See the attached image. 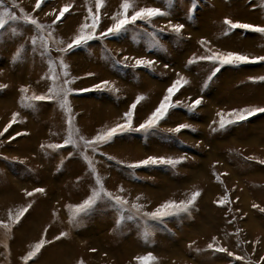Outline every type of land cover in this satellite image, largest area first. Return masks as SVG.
Listing matches in <instances>:
<instances>
[{"label":"rangeland","instance_id":"1","mask_svg":"<svg viewBox=\"0 0 264 264\" xmlns=\"http://www.w3.org/2000/svg\"><path fill=\"white\" fill-rule=\"evenodd\" d=\"M111 1L104 0L98 32L114 23L110 16L120 10L123 2L113 0L114 5L107 11ZM35 3L36 0H17L20 8L44 26L42 33L22 20L9 21L0 29V85H7L0 89V131L14 113H19L16 122L0 137V221L9 222L10 212L15 215L31 205L19 223L11 225L10 232L0 228V264H23L21 257L42 236L52 242L29 264H137L134 258L148 253L156 257L152 264H264L260 261L264 256V212L260 210L264 208V164L259 163L264 161V113L223 131L213 132L210 127H217L212 122L219 119V111L264 108V80L260 79L264 77V62L225 65L207 86L208 76L217 65L208 61L188 64L189 59L209 54L199 43L202 39L209 41L208 47L215 52H236L250 58L264 56V34L236 29L225 35L223 24L228 18L264 27V0H197L198 8H192L190 0H172L171 7L164 0H130L134 7L129 9V15L140 7H161L171 15L156 18L151 27L137 21L118 37L95 39L64 54L72 79L69 87L90 89L68 96L73 116L71 130L76 139L83 136L90 140L123 123V114L137 96H143L134 112L133 125L138 126L159 105L166 89L178 79L177 73L188 80L173 97L183 103L169 111L156 134L118 135L95 153L83 144L79 148H42L41 145L63 143L69 133L68 114L56 101L37 102L35 109L22 108L21 97L25 93L20 89L27 87L29 96L47 92L49 59L56 62L60 71L62 54L56 49L65 47L78 34L89 8L95 12L96 0H44L41 8L33 11ZM69 4L72 7L62 21L52 25L60 8ZM5 6L20 15L19 8H12L10 0H5ZM48 12L53 14L47 15ZM169 20L185 25L181 36L167 30ZM160 28L165 31H157L156 37L163 48H153L144 31ZM199 31L200 34L193 33ZM48 32H52L51 37ZM42 35L49 43L45 56L40 54ZM33 36L37 37L35 51L31 44ZM247 39L251 42L246 43ZM125 56L130 59L124 61ZM132 58L156 63L151 69L121 66L133 64ZM79 61L84 63L80 65L82 72L76 71L75 63ZM102 81H109L119 91L96 89L95 85ZM189 98H202L201 105L192 113L186 107L191 103ZM180 124H189L191 128L180 133L168 132ZM12 136L16 139L11 140ZM84 156L92 160L95 175ZM149 156L185 159L175 168L149 166L132 170L124 166ZM213 173L227 175L221 176L220 182ZM96 176L102 179L107 191L124 196L130 204H143L148 212L169 200H187L194 191L201 195L189 213L166 217L163 222L140 217L124 219L119 225L120 213L98 201L74 226L69 222L68 206L80 204L92 195L97 187ZM121 187L125 189L122 193L118 191ZM36 188L44 192L26 195ZM225 194L229 203H214ZM137 196L141 197L139 201ZM254 204L258 207L254 208ZM145 231L151 233L147 240L143 238ZM62 232L67 235L55 239ZM18 235L23 240L16 244ZM210 243L213 249L224 247L244 259L236 260L227 252L209 249ZM56 251L61 256L57 259Z\"/></svg>","mask_w":264,"mask_h":264},{"label":"snow or ice","instance_id":"2","mask_svg":"<svg viewBox=\"0 0 264 264\" xmlns=\"http://www.w3.org/2000/svg\"><path fill=\"white\" fill-rule=\"evenodd\" d=\"M44 0H36L35 7L33 8V11H36L41 8L42 3ZM191 7L192 8H198L197 0H190ZM11 7L12 8H19L20 15H17L15 12L11 11L7 6H5V0H0V29H4L5 26L9 23V21H23L26 24H30L35 26L40 32L42 33L44 31V26L40 25L38 21L32 17L30 14L26 13L23 8H20L17 4V0H10ZM164 3L167 4L168 7H171L172 0H164ZM104 4V0H96L95 4V12L89 8L88 15L85 16L84 22L80 25L79 32L77 35H75L70 43H67V45L63 48H57L56 51L60 52L61 58L59 61V68L60 71H57V65L56 62L52 59H49L48 61V68L49 73L46 77L47 80L50 81V85L48 87V90L45 94H32V95H26L28 92L27 87H22L20 91L22 93H25L21 97V107L24 109H35L37 102H45V103H51L53 101H56L59 103L60 107L65 110V112L68 114V125H69V133L63 140V143H57V144H48V145H41L42 148H49V149H60L63 147H67L69 145H72L75 148H79L81 144H83L87 149H90L93 153L97 152L99 147L105 144L111 143L115 137L118 135H123L125 133L130 132H137V133H143L145 135H153L158 132L159 125L161 121H164L169 111L181 103H183L180 100H173V97L176 96V94L180 91V89L188 83V80L185 79L183 76H181L179 73H177L178 79L174 80L172 84L166 89V93L161 99L159 105L154 109V111L151 112V114L138 126L133 125V118H134V112L137 107V105L144 99L143 96H137L136 100L129 106L128 110L123 114L122 120L123 123H117L115 126L108 128L106 131H101L97 133L92 139H85L83 136H79L78 139L75 138L72 129V110L68 102V96L69 94L73 92H85L89 91L90 89H80V90H73L69 87V85L72 83V79L70 78V72L68 71V65L63 60V55L71 52L74 48L81 47L83 45H87L89 41L100 39V38H115L121 35L122 33L126 32L128 30L129 25H136L137 21H144L149 25V27L152 26L153 21L158 17H167L170 16L171 13L169 11L163 10L161 7H140L138 10L132 11L131 15H129V9L133 8L134 5L130 3V0H123V2L120 4V10L117 13H114L110 16V19L114 21L113 24H111L106 30L97 31L100 28L101 23V8ZM72 5H65L59 10V14L55 15V19L52 20V25H56L58 22L62 21V18L65 16L66 13H68L71 9ZM55 12V10H53ZM53 13H48L47 15H52ZM192 12L191 9L189 11V18H191ZM223 24L226 25V28L224 30V34L228 35L230 32L236 29H242L245 31H251L256 33H262L264 34V27L253 25L250 23H241V22H233L231 19L225 18L223 21ZM51 27V26H49ZM167 30L169 32L175 33L177 36H181L182 30L184 29L185 25L183 23H172L171 20L168 21L167 24ZM163 33L165 31L164 28L160 29H154L153 31H144V34L149 36L150 39V45L153 48H163V45L160 43L159 39L156 37V32ZM13 34H16V29L12 30ZM48 37L52 36V32H48ZM41 40L40 47L42 48L41 55L45 56L49 53V43L48 39L44 37L43 35L39 38ZM53 43H56V41H53ZM59 43H63V41H60ZM201 47L205 48V52L209 53L206 55H202L199 57H194L192 59H189L188 64H193L198 61H208L212 63L213 65H217L214 67L211 74L208 76V80L205 83V86H207V83L210 82L213 77L220 71V69L225 65H231V66H239L242 64L247 63H260L264 62V56H257L250 58L247 55H242L236 52H215L212 51L211 47H208L210 44L209 41L202 39L199 41ZM31 44L33 45V51L36 50L37 45V37L33 36L31 37ZM19 56V51L16 54ZM130 58L125 56L123 57L124 61L129 60ZM134 60V63L131 65L128 64H122V67H146L151 69L153 65L156 63L155 60L146 59V58H132ZM115 64H121V61H113ZM165 68L168 67L167 64L164 65ZM89 76L94 75L93 73H88ZM42 80L45 79V77L41 78ZM260 79L264 80V77H261ZM7 87V85H0V89ZM107 88V90L112 92H118L119 89L115 88L111 85L109 81H102L101 84L95 85L96 89L104 90V88ZM191 100V103L187 104V110L189 113L194 112L202 103V98H189ZM257 113H264V108H253V109H239V110H232L231 112L225 113L223 111H219L216 113L218 120L213 121L212 123L217 125V127H211V130L213 132L217 131H223L227 129L229 126L243 122L245 120H248L250 117L256 115ZM19 116V113H14L12 116V120L4 127L3 131H0V137H3L6 132H8L9 128L12 127L13 123L16 122L17 117ZM191 125L189 124H180L177 125L175 128L168 129L169 133H180L184 129H190ZM78 133V130H76ZM24 133H16V136L23 135ZM16 136L10 137L11 140L16 139ZM71 155V154H70ZM87 162L89 166L90 172L95 175L96 169L92 162V160L84 156L83 157ZM108 159H112V157H108ZM185 157H180L178 159H174L172 157H154L149 156L143 160L128 163L124 165L125 167L135 170L137 168L141 167H149V166H168L171 168H175L178 164L182 163ZM246 159H253L252 157H246ZM122 163V162H121ZM259 163L264 164V161H259ZM215 166V165H214ZM135 175V173H132ZM214 176H216L217 181H221V176L227 175V173H220L216 174L213 173ZM95 184L97 187L93 189V193L91 196H89L87 199H85L83 202L77 205H69L70 209V219L69 222L73 224L74 226L78 225L81 222V218L85 215H87L90 211H92L98 201H102L106 203V205L109 208L115 209L120 213V217L117 220V224L124 220H133L137 217L144 218L146 220H152V221H159L163 222L166 217L170 216H179L182 213H189L190 209L194 206L195 202L197 201V198L200 197L201 192L200 191H194L191 193V196L187 200H181L179 202L169 200L162 204H160L154 211L148 212L144 211V205L139 204L135 201L129 202L128 199H126L122 195H114L113 193L107 191L103 186V181L99 176L95 177ZM119 192H124L125 189L123 187L118 189ZM44 192V189L42 188H36L33 191H27L26 195L28 197L33 196L35 193H42ZM141 197L137 196L136 201H139ZM229 197L227 194L223 196V198L219 199L218 201H214V203L222 206L224 204L229 203ZM31 205H29L26 208L21 209L18 211L15 215H13L11 212L9 213L8 221H0V228H3L6 230V232L11 231V225L19 223L20 219L25 215V213L28 212ZM254 208L258 207V205H253ZM262 212H264V208L260 209ZM231 211V209H229ZM239 211V210H237ZM55 215V213L53 214ZM242 218V217H241ZM235 217H233L232 220H229L228 223H233ZM48 229L45 228L44 233L47 234ZM67 233H60L59 236L55 237V239L59 240L61 237L66 236ZM151 233L148 231H145L143 234V238L147 240L150 237ZM216 238L213 237V240ZM52 241H48L42 236L38 242H36L33 246L31 251H28L24 256L21 257L23 264H29L30 261H33L34 258L40 253L41 249L44 248V246L47 243H51ZM258 243V242H257ZM209 249H213V244H208ZM216 252H227L228 256L233 257L236 260H242L244 259L241 256H234V254L231 251H228L224 247H216L213 249ZM90 251L95 252V249H90ZM137 261V264H152L153 261H155L156 257H154L151 253H148L143 256H138L134 258ZM260 261H264V256L260 257ZM80 264H83L81 261Z\"/></svg>","mask_w":264,"mask_h":264},{"label":"bare ground","instance_id":"3","mask_svg":"<svg viewBox=\"0 0 264 264\" xmlns=\"http://www.w3.org/2000/svg\"><path fill=\"white\" fill-rule=\"evenodd\" d=\"M108 1V0H107ZM110 3V6L109 7H107V11H108V9H110L111 7H112V5H114V1L112 0L111 2H109ZM49 13V12H48ZM194 34H200L201 33V31H199V32H193ZM245 42L246 43H249V42H251V39H247V40H245ZM2 49H3V47H2ZM137 54V53H136ZM139 55V54H138ZM140 56V55H139ZM74 61H76V59L74 60ZM35 65L36 66H38L36 63H35ZM74 65V64H73ZM75 65H77V70L76 71H78V72H82V69H81V66H84V63H82L81 64V62L79 61V62H76L75 63ZM81 65V66H80ZM6 74L7 75H9L10 76V72L9 71H6ZM33 85H34V83H33ZM35 85L37 86L38 85V83H35ZM213 101V100H212ZM7 103H9V101H7ZM210 103V102H209ZM83 104V103H82ZM3 111H7V110H5V109H3ZM114 111V110H113ZM116 114V113H115ZM101 116V115H100ZM94 117V116H93ZM92 121H94V118H92ZM135 144V143H134ZM121 145V144H120ZM114 146H116V145H114ZM23 237V236H22ZM21 240H23V238H21V235H18L17 237H16V239H15V243L16 244H18ZM56 254H58V255H56L55 256V259H57V258H59V257H61L60 255H59V253H58V251H56ZM46 262H51V261H43V263H45L46 264Z\"/></svg>","mask_w":264,"mask_h":264}]
</instances>
